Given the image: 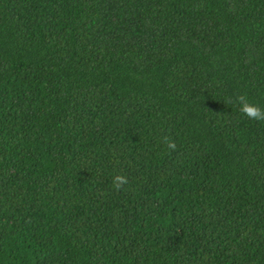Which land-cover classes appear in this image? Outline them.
<instances>
[{"label":"trees","instance_id":"trees-1","mask_svg":"<svg viewBox=\"0 0 264 264\" xmlns=\"http://www.w3.org/2000/svg\"><path fill=\"white\" fill-rule=\"evenodd\" d=\"M239 95L264 0H0V264H264Z\"/></svg>","mask_w":264,"mask_h":264},{"label":"clouds","instance_id":"clouds-1","mask_svg":"<svg viewBox=\"0 0 264 264\" xmlns=\"http://www.w3.org/2000/svg\"><path fill=\"white\" fill-rule=\"evenodd\" d=\"M236 100L239 103V110L245 114L250 119L261 120L264 119V110H261L254 103H250L245 96L239 95L236 97ZM175 143L169 141L168 148L174 149ZM127 178L122 175H115L113 177L112 183L115 189L119 190L122 185L126 184Z\"/></svg>","mask_w":264,"mask_h":264}]
</instances>
